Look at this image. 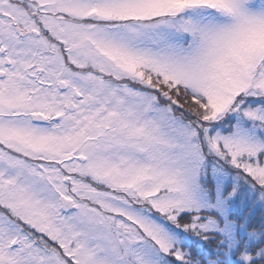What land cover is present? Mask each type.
<instances>
[{"label":"snow or ice","instance_id":"1","mask_svg":"<svg viewBox=\"0 0 264 264\" xmlns=\"http://www.w3.org/2000/svg\"><path fill=\"white\" fill-rule=\"evenodd\" d=\"M0 264H264V0H0Z\"/></svg>","mask_w":264,"mask_h":264}]
</instances>
